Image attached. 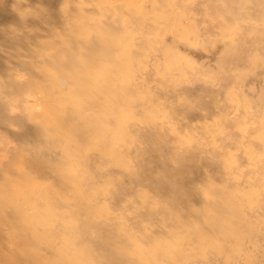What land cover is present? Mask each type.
Listing matches in <instances>:
<instances>
[{"label":"bare ground","instance_id":"6f19581e","mask_svg":"<svg viewBox=\"0 0 264 264\" xmlns=\"http://www.w3.org/2000/svg\"><path fill=\"white\" fill-rule=\"evenodd\" d=\"M248 19L264 0H0V264H264Z\"/></svg>","mask_w":264,"mask_h":264},{"label":"rangeland","instance_id":"374dc122","mask_svg":"<svg viewBox=\"0 0 264 264\" xmlns=\"http://www.w3.org/2000/svg\"><path fill=\"white\" fill-rule=\"evenodd\" d=\"M249 21H250V23H256L259 27H264L263 26V24L261 23V22H259V21H257V20H251V19H248ZM222 37H223V35L221 34V33H219V32H214V33H210V34H205V35H201V36H199V35H197V38H195L194 40H193V44L192 45H187L186 46V52L187 53H191L192 55H194L195 56V60H197V64H198V62H199V64L201 63V62H203V64H205V63H208V59H211V58H206V57H202V58H200L199 56L200 55H202L203 54V49L204 48H210L211 46V44H214V43H219L220 42V40L222 39ZM250 44V42H248V44H247V46ZM247 53H264V45H259V47H257V50L255 51V52H252V51H248ZM205 59H207V60H205ZM231 63L232 62H230L229 63V65L231 66ZM258 63H259V65H257V67L259 66V67H261V68H257L256 66H255V68L253 69V71H259V72H262L263 71V68H264V56H262L259 60H258ZM198 64V65H199ZM201 65V64H200ZM236 65H238V64H236ZM236 65H234V64H232V66L231 67H233V66H235V67H238V66H236ZM241 65V64H240ZM248 66H250V65H248ZM243 67H247V66H244L243 65ZM243 67H241V66H239L237 69L238 70H241V69H239V68H242V70H245V71H247L246 69L248 68H246V69H244ZM262 69V70H261ZM252 71V74H251V77L249 76V81L250 80H252L251 81V83H250V85H252V86H255V88L256 89H259V88H261V87H263L264 86V76H259L258 78H253V76H254V72ZM251 73V72H250ZM249 73V74H250ZM258 73V72H257ZM250 109H252V107H250ZM254 109V108H253ZM252 109V110H253ZM257 108L255 107V109L254 110H256ZM253 110V111H254ZM211 121V120H210ZM209 121V122H210ZM251 121V120H250ZM253 122V121H252ZM249 124H251V123H249ZM247 125H248V123H247Z\"/></svg>","mask_w":264,"mask_h":264}]
</instances>
